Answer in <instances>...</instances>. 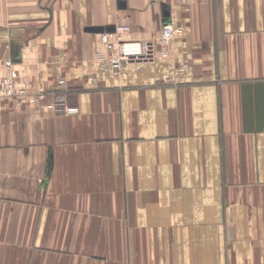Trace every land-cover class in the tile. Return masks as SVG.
Instances as JSON below:
<instances>
[{
	"label": "crops",
	"instance_id": "crops-1",
	"mask_svg": "<svg viewBox=\"0 0 264 264\" xmlns=\"http://www.w3.org/2000/svg\"><path fill=\"white\" fill-rule=\"evenodd\" d=\"M190 68L98 62L129 26ZM0 264H264V0H0ZM65 90V89H64Z\"/></svg>",
	"mask_w": 264,
	"mask_h": 264
},
{
	"label": "built area",
	"instance_id": "built-area-1",
	"mask_svg": "<svg viewBox=\"0 0 264 264\" xmlns=\"http://www.w3.org/2000/svg\"><path fill=\"white\" fill-rule=\"evenodd\" d=\"M131 33L129 26H118L113 32L104 31L100 33L98 62L105 71H111L122 75L127 66H134L140 70L144 65H157L158 72L154 82L160 85L179 84L182 75L190 68L187 61L176 62L172 59L170 47L174 40L185 34L183 26L176 21L169 20L162 26L160 35L153 40H134L129 37ZM7 74L0 76V98H14L18 105L28 102L36 103L45 101L48 95H53L54 101L46 104V108L58 113H69L67 105L66 89L67 82L60 80L62 91L29 92L30 85L16 90V80L19 73L13 68L11 62L7 63ZM65 89V90H64Z\"/></svg>",
	"mask_w": 264,
	"mask_h": 264
},
{
	"label": "water",
	"instance_id": "water-1",
	"mask_svg": "<svg viewBox=\"0 0 264 264\" xmlns=\"http://www.w3.org/2000/svg\"><path fill=\"white\" fill-rule=\"evenodd\" d=\"M88 30L91 32H101V33L105 31L103 28H90ZM114 30H115L114 28H109L106 31L113 32Z\"/></svg>",
	"mask_w": 264,
	"mask_h": 264
}]
</instances>
